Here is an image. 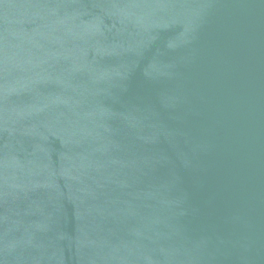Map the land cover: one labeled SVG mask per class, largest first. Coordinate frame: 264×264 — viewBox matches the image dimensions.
I'll return each mask as SVG.
<instances>
[{
  "label": "water",
  "instance_id": "1",
  "mask_svg": "<svg viewBox=\"0 0 264 264\" xmlns=\"http://www.w3.org/2000/svg\"><path fill=\"white\" fill-rule=\"evenodd\" d=\"M0 264H264V0H0Z\"/></svg>",
  "mask_w": 264,
  "mask_h": 264
}]
</instances>
